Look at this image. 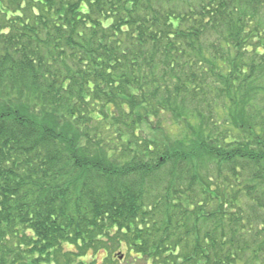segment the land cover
I'll use <instances>...</instances> for the list:
<instances>
[{
  "label": "trees",
  "instance_id": "1",
  "mask_svg": "<svg viewBox=\"0 0 264 264\" xmlns=\"http://www.w3.org/2000/svg\"><path fill=\"white\" fill-rule=\"evenodd\" d=\"M122 255L264 264V0H0V264Z\"/></svg>",
  "mask_w": 264,
  "mask_h": 264
},
{
  "label": "rangeland",
  "instance_id": "2",
  "mask_svg": "<svg viewBox=\"0 0 264 264\" xmlns=\"http://www.w3.org/2000/svg\"><path fill=\"white\" fill-rule=\"evenodd\" d=\"M117 253V252H116ZM118 255L116 256H120L119 253H117ZM106 252L101 251L99 254H95V253H90L87 257L84 258L85 261L91 260L93 259L94 256H97L98 260L101 261L103 259L104 256H106ZM120 260L122 262V264H145L143 261H139L136 258H131L129 255H122L120 257Z\"/></svg>",
  "mask_w": 264,
  "mask_h": 264
}]
</instances>
